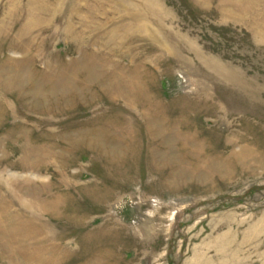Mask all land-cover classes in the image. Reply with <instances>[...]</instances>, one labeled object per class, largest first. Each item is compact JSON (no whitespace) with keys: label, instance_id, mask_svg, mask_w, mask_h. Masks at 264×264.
Here are the masks:
<instances>
[{"label":"rangeland","instance_id":"1","mask_svg":"<svg viewBox=\"0 0 264 264\" xmlns=\"http://www.w3.org/2000/svg\"><path fill=\"white\" fill-rule=\"evenodd\" d=\"M0 264H264V0H0Z\"/></svg>","mask_w":264,"mask_h":264}]
</instances>
